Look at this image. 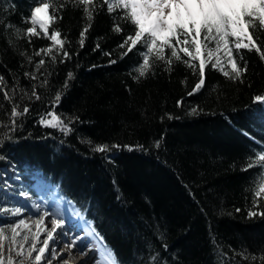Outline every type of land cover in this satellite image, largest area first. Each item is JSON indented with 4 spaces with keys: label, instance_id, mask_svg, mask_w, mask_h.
<instances>
[{
    "label": "trees",
    "instance_id": "trees-1",
    "mask_svg": "<svg viewBox=\"0 0 264 264\" xmlns=\"http://www.w3.org/2000/svg\"><path fill=\"white\" fill-rule=\"evenodd\" d=\"M51 2L58 11L49 35L61 33L68 60L43 33L31 43L24 36L38 0H0V77L13 97L10 103L0 92V125L9 123L13 104L29 108L10 140L0 128V171L8 166L16 172L10 191L31 200L53 195L72 207L118 264H264V217L247 215L261 169L242 170L264 148V107L253 103L264 95L261 54L241 49V59L233 51L238 65H247L238 81L207 65L205 85L189 96L198 68L173 59L170 71L156 62L137 78L143 60L137 49H144L138 44L121 58L126 49L119 45L133 25L118 18L120 9L109 14L106 5L97 7L81 47L89 23L84 5ZM116 25L122 32L113 30ZM255 35L264 52V33ZM46 48H52L49 55H35ZM57 94L61 100L53 108ZM49 111L72 128L68 135L39 123L50 119ZM99 145L110 150L93 151ZM0 195L4 205L21 202Z\"/></svg>",
    "mask_w": 264,
    "mask_h": 264
},
{
    "label": "snow or ice",
    "instance_id": "snow-or-ice-1",
    "mask_svg": "<svg viewBox=\"0 0 264 264\" xmlns=\"http://www.w3.org/2000/svg\"><path fill=\"white\" fill-rule=\"evenodd\" d=\"M72 2L74 5L76 3L84 5L83 11L89 21L88 25L80 33L79 44L81 47L84 46L85 34L91 27L93 12L97 7L106 5L109 14L120 9L122 15L118 18L133 25L132 34L127 35L119 45L120 48L126 49L122 53L121 58L136 49L138 44L144 49L143 51L137 49L143 57L142 63L136 69L137 78L147 76L156 62H163L168 66L167 70L170 71L173 59L185 63L190 68H198L199 80L188 93L189 96L196 94L205 85V68L209 64L212 69H219L225 77L233 81L240 80L242 74L247 72V65L245 64L243 67L238 65L233 55L234 50L236 55L242 59L241 49H255L257 53L261 54V58L264 59V52L261 51L259 37L255 35L256 32L264 33V0H102L99 5L94 3V0H72ZM60 7L63 8L64 5L61 4ZM50 8H52L51 13L49 12ZM57 11L58 9L54 7L51 0H38L37 5L31 10L30 18H28V22L32 26L25 30L24 36L28 37V43H31V37H40L41 33H43L45 38L60 46L59 50L63 54V60H68L71 59V56L64 50L65 41L60 39L61 33L53 29L49 35V26L56 22ZM37 25L39 26V31H37ZM7 27L12 26L8 25ZM113 30L117 33L122 32L119 25H116ZM97 48H99V45H97ZM166 50L170 53L167 56ZM51 52L52 48L40 49L35 55L40 56L41 53L49 55ZM221 52L227 58L231 73L224 69L221 56L219 55ZM180 53H183L189 59L183 60ZM106 55H110V53H106ZM214 57L215 62H212ZM191 61H199V63L197 65L191 63ZM115 62V60L111 61V63ZM44 63L45 60L42 58L36 64L37 70ZM25 75L29 76L28 73H25ZM72 78V74L69 73L68 80ZM30 79L36 80L37 77L31 75ZM46 83L47 81H44V84ZM0 85H4L3 77H0ZM5 87L6 85L0 87V92L3 93V99L11 103L13 97L5 90ZM65 87H67V82ZM31 95L36 100L40 99L35 86L32 88ZM60 100L61 96L57 94L53 101V108L59 104ZM253 103L264 107V95H256ZM181 104L182 101H177V106ZM28 112V107H23L21 111L19 105L13 104L9 113V123L0 125V128H7V139L10 140L11 133L16 131L18 117L27 115ZM195 112L196 109H193V114ZM47 116L50 119L45 117L39 121L42 126L59 129L64 135H68L72 131V128L54 111H49ZM168 119H172V117L169 116ZM159 146V142H157L156 147L159 148ZM125 147L129 151L134 150L131 146ZM111 148L119 150L120 145L114 144ZM109 150L108 145H99L93 148V151L99 153H105ZM253 167H258L261 171L255 174L256 179L252 189V210L247 215L249 218L264 217V210H260L262 203H264V148L242 170L248 171ZM37 211L40 212L39 207H37ZM239 211L240 209H237V212ZM19 213L20 209H16L12 215ZM51 215L53 213L44 210L35 221L38 230L46 232V238L42 242L43 246L39 248L36 247V243H32L26 250L24 243H19V246L16 247V237L19 235L17 229L21 225L28 227L24 220L0 226V264H25V260L29 264H41L42 261L51 264L53 259H57L55 248H52L51 257L46 256V250L49 248V242L54 240V234H66L64 232L65 221L54 217L51 219V230L41 227L44 220ZM58 229L60 230L59 232L57 231ZM92 235L94 237L98 236L94 229H92ZM5 239H9L12 245L8 249L7 256L4 255L2 243ZM28 239V236L23 237L25 242ZM81 239L74 237L70 243H65L64 246L69 250L79 246L81 254H86L84 249L87 248V244L81 243ZM13 253L15 257L20 259L15 260ZM33 253H36V255L33 256ZM59 255L63 254L60 253ZM63 264H67V261L65 260ZM105 264H118L111 250H105Z\"/></svg>",
    "mask_w": 264,
    "mask_h": 264
},
{
    "label": "rangeland",
    "instance_id": "rangeland-1",
    "mask_svg": "<svg viewBox=\"0 0 264 264\" xmlns=\"http://www.w3.org/2000/svg\"><path fill=\"white\" fill-rule=\"evenodd\" d=\"M37 28H39L38 25H37ZM2 169L3 170L0 171V192L5 194L6 197H10V195H12L13 197H15L14 199H18V200L21 199L20 200L21 202L19 204H15L14 206H10L9 204H5V205L2 204L3 203V200H2V202L0 203V226L13 224V223L18 222L19 220H24L27 225L33 226L36 221L37 216H39L42 211L48 210L51 213H53V215L47 217L45 220H49V222L51 223V219L55 217V218L64 219L65 221L64 232L66 234L59 235L61 239H57V235L54 236L56 242L59 244V248H58L59 251L57 252L60 253L61 251L69 250L64 245L65 243L71 242L72 239L66 237V236L71 235V231L72 232L77 231L81 234L83 230L84 231L87 230L88 232L86 234L88 238L91 239V242L88 244L84 242L87 239L86 238L83 240V243L87 244V246L89 245L88 248L93 249V251L91 252H93V255L95 256V258L93 260V263L91 264H105V249L101 245L100 240H98L97 237H94L92 235V231L90 230V228L82 221V219L78 216V214L73 211L72 207H70L69 205H66L65 203L58 202L56 197H53V195L51 194L49 198L48 197L39 198L40 200L39 199L31 200L30 198H24L25 196L19 197V195L13 194V192L10 191V188L13 187V184H11V182L16 181L14 177L16 176L15 175L16 172L14 171L13 168H10L8 166ZM37 207H39L40 212L37 211ZM16 209H20V213L17 215H12V213L15 212ZM32 211L33 213H30ZM25 228L26 227H24V225H21V227L17 229V231L19 232V235L16 237L17 245H19V243L25 244V241H23V237L24 236L29 237L30 233L28 230H25ZM57 231L59 232L60 230L58 229ZM2 243L4 246V250L7 252V254L4 253V255L7 256L8 249L12 247V245L9 239H5ZM42 246H43V243L41 247ZM95 248L97 249V252L94 254ZM85 253H86V250H85ZM83 258H85L84 254L78 255L79 260ZM58 264H61V263H58Z\"/></svg>",
    "mask_w": 264,
    "mask_h": 264
},
{
    "label": "bare ground",
    "instance_id": "bare-ground-1",
    "mask_svg": "<svg viewBox=\"0 0 264 264\" xmlns=\"http://www.w3.org/2000/svg\"><path fill=\"white\" fill-rule=\"evenodd\" d=\"M30 213H33V211L30 212ZM38 217L39 216H37L36 220L38 219ZM41 227H46L47 230H51L52 225L49 222V220H45ZM34 228H36V229H34ZM25 230H28L29 233H30L28 241H26L25 244H24L25 250L28 247H30V245L32 243H36V247L37 248L41 247L43 240L46 238V232H40L38 230V228H37L36 223H34L33 226L28 225V227L25 228ZM87 232H88L87 230H85V231L83 230L82 231V235H81L79 232L75 231L74 237H76V235H77V237L82 238L81 241H80L81 243H83V240L87 238L84 242H86L88 244V243L91 242V239L88 238V236L86 234ZM80 235H81V237H80ZM54 236H56V234H54ZM57 239H61L59 235H57ZM18 246L19 245H17L16 247H18ZM52 248H55L56 252L59 251L58 250L59 244L56 242L55 238H54L53 241L49 242V248L46 250V256L51 257ZM85 250H86V248L84 249V252H85ZM4 253L7 254V252L5 250H4ZM60 253H62L63 255H59ZM60 253L59 252L56 253L58 258L57 259H53L51 261V264H58V263L63 264V262L65 260L67 261V264H91V263H93V260L95 258V256L93 255V252H91L88 256L84 255L85 258L79 260L78 259V255L81 254L79 246H77V248L72 249V250L61 251ZM95 253L96 252H94V254ZM35 255H36V253H33V256H35ZM13 256H14L15 260H19L20 259L19 257H15L14 253H13ZM25 264H29V262L27 260H25ZM41 264H47V262L46 261H42Z\"/></svg>",
    "mask_w": 264,
    "mask_h": 264
}]
</instances>
